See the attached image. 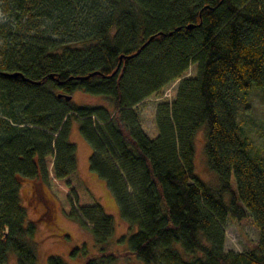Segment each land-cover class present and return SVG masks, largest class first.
<instances>
[{"label": "trees", "instance_id": "obj_1", "mask_svg": "<svg viewBox=\"0 0 264 264\" xmlns=\"http://www.w3.org/2000/svg\"><path fill=\"white\" fill-rule=\"evenodd\" d=\"M0 10V264L10 251L18 264L37 262L36 222L20 197L28 178L52 186L63 212L92 230L100 248L84 250V264L120 255L105 246L112 215L79 172L72 118L92 147L90 168L137 227L128 252L149 264H264V159L250 155L238 122L239 92L264 86V0H0ZM175 80L150 137L137 105ZM77 89L111 105L57 95ZM203 126L218 186L194 172ZM248 216L258 240L226 250L227 218ZM47 264L67 263L51 254Z\"/></svg>", "mask_w": 264, "mask_h": 264}, {"label": "rangeland", "instance_id": "obj_2", "mask_svg": "<svg viewBox=\"0 0 264 264\" xmlns=\"http://www.w3.org/2000/svg\"><path fill=\"white\" fill-rule=\"evenodd\" d=\"M7 14L0 10V21H5ZM196 65L191 64L186 75H195ZM178 80L172 82L160 94L152 95L137 105L140 114L141 125L150 137L157 135L155 123L156 105L160 100H172ZM72 100L78 104L111 105L107 96L88 93L77 89L72 93ZM238 122L242 129V136L246 135L253 148L250 155L264 159V86L253 85L246 93L239 92L238 97ZM70 140L77 147L78 169L84 182L103 205L105 211L112 215L114 230L106 248L119 252L120 255L114 264H149L128 252V236L137 227L131 228L128 222L121 216L115 197L109 189L106 180L100 177L90 168V156L92 147L82 135L79 122L72 118L70 124ZM194 172L211 186L219 185V177L207 160L205 151L206 130L203 126L195 135ZM231 187L237 189L234 175L231 178ZM21 203L25 206L27 219L36 222V230L31 239L37 253L36 264H47L51 254L61 255L67 264H84V250L88 252L98 251V245L94 239L92 230L82 225L75 218L65 214L61 207V199L52 186L35 183L32 179H25L20 186ZM229 202L230 192L224 194ZM125 235V240L122 236ZM258 230L248 216L238 222L228 217L226 221L225 249L235 251H247L258 240ZM78 247L75 254L72 249ZM181 252L183 249L178 246ZM5 264H18L17 255L10 251Z\"/></svg>", "mask_w": 264, "mask_h": 264}, {"label": "water", "instance_id": "obj_3", "mask_svg": "<svg viewBox=\"0 0 264 264\" xmlns=\"http://www.w3.org/2000/svg\"><path fill=\"white\" fill-rule=\"evenodd\" d=\"M189 26H191V25H189ZM151 38H152V36H150V38H149L148 40H150ZM122 56H123V55L120 56V59L122 58ZM96 72H98V71H93V72H91V73H89V74H87V75L80 76V77H81V78L88 77L89 75L94 74V73H96ZM5 74H6V75H9V76H17V75H21V76H23V74H22L21 72H19V71H12V72L7 71V72H5ZM53 76H54L53 74H50V77H53ZM57 95H58V96H65L67 99H71V98H72V94H65L64 92H58Z\"/></svg>", "mask_w": 264, "mask_h": 264}]
</instances>
